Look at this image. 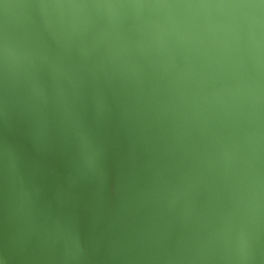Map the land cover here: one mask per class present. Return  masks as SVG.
<instances>
[{
    "label": "water",
    "instance_id": "1",
    "mask_svg": "<svg viewBox=\"0 0 264 264\" xmlns=\"http://www.w3.org/2000/svg\"><path fill=\"white\" fill-rule=\"evenodd\" d=\"M0 264H264V0H0Z\"/></svg>",
    "mask_w": 264,
    "mask_h": 264
}]
</instances>
